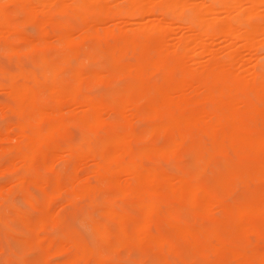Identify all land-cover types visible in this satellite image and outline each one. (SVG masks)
Wrapping results in <instances>:
<instances>
[{
    "label": "bare ground",
    "instance_id": "bare-ground-1",
    "mask_svg": "<svg viewBox=\"0 0 264 264\" xmlns=\"http://www.w3.org/2000/svg\"><path fill=\"white\" fill-rule=\"evenodd\" d=\"M9 5L39 22V37L19 29ZM69 8L82 26L79 39L109 43L110 71L77 68L69 71L71 81L64 78V65L82 51L73 45L70 24L53 17L54 11ZM54 24L61 34L46 42V26ZM56 42L65 55L63 63L47 53ZM0 45L19 61L31 56L38 68L16 61L17 69L0 72V91L8 99L0 102V115L15 118L12 124L2 122L6 126L0 140L14 143L0 155L13 154L8 167L22 168L47 193L41 205L46 216L34 227L36 245L47 256L65 253L63 264H144L116 255L151 248L165 255V264H179L185 253L191 261L184 264H193L197 255L223 258V264H264V0H0ZM129 56L134 61H124ZM125 72L135 80L160 81L145 89L126 88L118 98L109 92L106 104L86 92L89 80L105 81ZM110 118L125 128L110 129ZM138 120L144 123L141 129L135 127ZM72 124L79 126L80 136L63 143ZM156 137L164 141L156 143ZM195 137L200 141L194 142ZM188 149L198 154L196 167L202 170L218 157L252 159L245 167L253 171L226 186L260 188L262 196L236 203L217 195L207 178L161 168L162 160L178 167ZM57 164L71 173L64 178L59 172L54 177L35 173L37 167ZM82 168L87 169L83 177ZM64 192L71 196L69 204L86 200L115 228L89 219L95 235L91 245L42 234L48 223H60L63 214L58 208L54 212L52 204ZM117 199L139 215L117 205ZM184 211L213 218L215 224L181 219Z\"/></svg>",
    "mask_w": 264,
    "mask_h": 264
},
{
    "label": "rangeland",
    "instance_id": "rangeland-1",
    "mask_svg": "<svg viewBox=\"0 0 264 264\" xmlns=\"http://www.w3.org/2000/svg\"><path fill=\"white\" fill-rule=\"evenodd\" d=\"M9 7L12 9L10 12L11 16L16 18V22L20 30H22L27 35L31 36L32 38H36L40 36L38 21L30 20L28 14H26L25 12H21L18 10L13 11V8L11 5H9ZM73 13L77 14V12L71 11L70 8L65 10L64 12H58V11L53 12L54 19L65 21L69 23L70 26L73 28V33H72V38L74 39L73 45L78 44V46H82L80 48V50L82 51L78 53L79 55L77 57L73 58L75 62L72 60L73 62L71 61V62H68L69 64L67 63L68 65H64L66 68L65 69L66 72L63 73L64 78L67 81H71L72 75L70 74L69 71H71V69H77V68L80 71H83L85 68L86 69L94 68L97 70H101V72L105 70L107 72L110 71L113 65V61L109 53V47H110L109 43H106L103 40H101V43H98L96 41H89V40L83 41V39L82 40L79 39V37L81 36H78V35L81 34L80 29L82 28V26L79 23L77 15L75 14L74 16ZM168 13L169 12H165V13H162L161 15H163L165 18L171 17V14H168ZM91 14L92 12L89 13V15ZM135 19L137 20V18ZM110 22H113V20H111ZM46 27H47V35L44 37L46 38L45 41L47 39L51 41L53 40L54 37L61 34L60 28L55 24L47 25ZM74 32H76V35H74L75 34ZM73 36H76V37H73ZM75 38H78L77 39L78 41H76ZM55 45L56 46H50L49 48H47V53L49 56L55 57L57 62L63 63L65 55L61 51L59 47V43L56 42ZM3 49L4 48L0 45V72L1 70H4V71L11 70L13 66H15L12 69V71H14L15 68L17 69L16 66H18V63H21L22 65L26 64L27 66L25 65V67L30 66L31 68H34L38 71V68H35L36 65L32 61L33 59L31 56H26V55H24L25 57L21 56L20 61H19L17 55L13 56L12 54L8 52L4 53ZM4 51L6 50L4 49ZM3 53L6 55V57L5 55L3 56ZM9 57L10 59L11 58L12 59L10 60ZM125 60L134 61V59L130 56L124 59V61ZM9 64L11 66H9ZM105 72H102V73H105ZM0 76H1L0 79H2L1 74ZM136 79L137 80H135L134 75H132L131 73H126V72L119 74V75L113 74L109 76L108 78H106L105 81L101 80L102 82L99 80L91 79L87 83L86 92H88L91 95H96L97 97H100L103 103L106 104V103H109V99L108 97H106V95L109 92H112L114 94V97L118 98L122 95V93H124L126 88L134 89L137 86H141L143 89H145L146 87H150L156 81H160V79L157 80V77L156 79L155 77H147V78L141 77V78H136ZM143 89L141 93H143ZM6 98L7 96L5 95V93L0 91V100H1L0 102H3V103L7 102L8 99L5 100ZM45 98H46V95H45ZM7 114L4 116L3 114L0 115V121H1L0 130L2 132H3L2 129H4V126H6L8 123H11V121L15 120L12 114L10 113H7ZM11 118L13 120H11ZM108 121H109L108 123L109 128L112 130H123L125 128L124 124L118 120L110 118ZM2 122H4V124L6 125L2 124ZM138 122H140V120L135 122V127L136 128L138 127L137 129L143 128L144 123L143 122L138 123ZM66 131H67L66 137L62 139L63 143H65L66 141L73 142L74 140L78 139V137L80 136L79 135L80 128L76 124L69 125L66 128ZM11 135H13L12 131H11ZM154 140L156 143H162L164 141V138L156 137ZM196 141H200V140L195 137L194 142ZM12 143L14 142L11 141V139H1L0 140V150L1 152L2 151L3 152L0 154H3L4 149L8 147V145H11ZM12 156L13 154L9 155L8 152H6L4 155H0V167L2 166L0 168V182L2 183L4 182L3 183L4 186L6 185V188L3 186V188L0 191V203H1L0 204V209H1L0 225L3 224L0 226V238L2 239V240L0 239V247H2L0 248L1 249L0 250V264H54V263L63 264L62 262L67 257V254L59 253V254L47 256L44 253V251L38 248L36 245V235L37 234L34 232V227L39 218L41 217L44 218L46 216V213L41 207V205L44 202L47 196V193L44 190H41L39 187H37L35 183L31 181L30 175H27L21 172L22 168L20 170V167H18L19 169L18 168L16 169V167H13V168L8 167L9 158ZM179 160H180L179 161L180 163L178 167H175L171 162L162 160L160 161V164L163 166L161 168L170 173H176L178 171L180 174L188 173L192 175L201 176L203 178H207L208 181L212 185H214L215 192L217 193V195L223 198H227L228 200L234 201L236 203L255 201L259 197L262 196V192L260 188H249L248 189V188L239 187V186L229 188L226 186L227 182L234 179L236 176L244 174L246 172L253 171L254 167H245L252 163V159L250 158L240 159L236 156L234 157V155L218 157L212 161L211 167H203V170H202L201 167L200 168L196 167L197 160H198V154L193 149H188V150L183 151ZM59 165L60 167H58ZM61 166L62 164H57V166L53 167V169H47L45 167H37V169H35V173L46 175L49 177H54L56 175H59V173H61L60 176L64 178L66 175L71 173V168H66V167H61ZM57 168L58 169L60 168V170H58ZM86 174H87L86 168H82L79 171V175H81V177H83ZM16 175H17V178L15 177V179L13 178L12 180L11 178ZM21 176H23V178H21ZM19 177L23 180L21 181L20 179H18ZM1 179H5V180L2 181ZM15 180H20L16 182H21V183L20 184L17 183L16 186H14L15 184L13 186L12 184L10 185L8 184L9 186L7 185V183H12V181L15 182ZM2 183H0V185H2ZM10 186L11 188L9 189L12 190L11 192L8 190V187ZM13 188L16 190V192H13L15 191L13 190ZM23 197L25 198V200ZM70 197L71 196L68 192H64L60 196L55 197L53 204H52V210L55 212V210L58 208L57 210L59 211L56 210V212L61 213V215L63 214V216L61 218L59 216L60 223H57L56 225H52L51 223H48L45 230L43 231L44 233L42 234L46 233V235H50V236L56 234V235L63 236L65 238H69L75 242H79L85 245H91L93 244L94 239H95V235H94L93 228L91 226L92 224L91 222L93 221L105 222L109 226L110 229L115 228V223L111 220L106 219V217L103 214H101L98 208L90 207L87 204L86 200H78L75 202V204L73 203L69 204L68 202H69ZM67 199H68V202H67ZM61 200L63 201V203L67 202L68 204H63ZM60 203L63 204V206H61ZM116 203L117 205L124 206L125 209L129 211L130 213L134 215H139V212L131 204L124 203L120 199H117ZM58 204H60L61 206L60 209H59L60 206ZM174 204L176 207H178L177 203H174ZM62 208L64 211L62 210ZM16 212L17 214L21 215L19 216V218H18V215H16ZM24 217L27 218V220L26 219L24 220ZM180 217L181 219H184V220H189V221L196 220L197 222H202L203 224L209 227H213L215 224V220L213 218L206 219L199 215H193L187 211L180 212ZM21 218L22 220H20ZM89 219L91 220V222ZM252 240H253V245H255L256 244L255 240L254 239ZM257 248H261V245L260 244L257 245ZM164 256L165 255L161 253L160 251H157L151 248L148 249L147 251H140L138 249H124V250H121L116 255L117 258L127 263L142 262L144 264H165ZM190 256L191 255L189 253L183 254L181 257V260H179V264L190 262L191 261ZM169 258L168 260L171 259ZM223 262H224L223 258L214 257L211 255L210 256L207 255L206 257H200L197 255L194 258L193 264H223ZM78 264H83V263H78ZM87 264H93V263L89 262Z\"/></svg>",
    "mask_w": 264,
    "mask_h": 264
}]
</instances>
